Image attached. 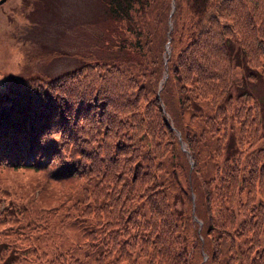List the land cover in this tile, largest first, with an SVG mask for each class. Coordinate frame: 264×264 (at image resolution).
I'll use <instances>...</instances> for the list:
<instances>
[{"label":"trees","instance_id":"1","mask_svg":"<svg viewBox=\"0 0 264 264\" xmlns=\"http://www.w3.org/2000/svg\"><path fill=\"white\" fill-rule=\"evenodd\" d=\"M102 2L113 55L0 90V177L31 170L62 186L46 212L89 231L93 264H264L262 122L235 62L264 88L263 6Z\"/></svg>","mask_w":264,"mask_h":264},{"label":"rangeland","instance_id":"2","mask_svg":"<svg viewBox=\"0 0 264 264\" xmlns=\"http://www.w3.org/2000/svg\"><path fill=\"white\" fill-rule=\"evenodd\" d=\"M259 2L263 8L257 11L263 12L264 0ZM111 25L102 0H6L0 4V90L32 76L53 79L84 66L91 71L95 58L114 54L105 44ZM238 55L236 52V76L257 98L263 132L257 147H264V88L261 80L243 78L242 57ZM228 139L227 150L231 151V133ZM179 148L184 151L181 144ZM224 156L225 149L221 158ZM63 190L43 173L31 170L19 169L0 177V264H46L62 252L59 264H70L72 259L80 264L94 263L89 231L71 223L74 217L66 216L55 226L54 218L46 212L54 211L51 206L57 207L56 196ZM191 199L193 203L196 196ZM181 200L173 197L177 211L183 209ZM191 208L193 211L194 204ZM63 211L65 208L57 212L64 216ZM36 236L39 241L33 239Z\"/></svg>","mask_w":264,"mask_h":264},{"label":"water","instance_id":"3","mask_svg":"<svg viewBox=\"0 0 264 264\" xmlns=\"http://www.w3.org/2000/svg\"><path fill=\"white\" fill-rule=\"evenodd\" d=\"M6 0H0V4H2V3H4ZM172 9H173V6H174V4H173V1H172ZM168 44H169V38H168V41H167V43H166V45H165V50H166V52H167V54H169V47H168ZM164 78H166V74L164 75ZM176 134L178 135V137L180 138V135H179V132H176ZM181 148L183 149V150H185L184 149V147H183V144L181 143ZM186 151V150H185ZM190 164L192 165V161H191V159H190ZM194 219L198 222V224H199V226H201V221L199 220V219H197L195 216H194Z\"/></svg>","mask_w":264,"mask_h":264}]
</instances>
